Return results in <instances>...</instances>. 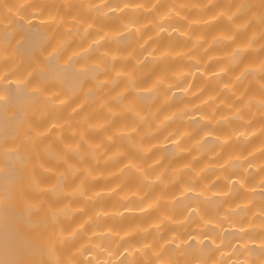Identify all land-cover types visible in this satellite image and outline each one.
<instances>
[{"label":"clouds","instance_id":"9594fccd","mask_svg":"<svg viewBox=\"0 0 264 264\" xmlns=\"http://www.w3.org/2000/svg\"><path fill=\"white\" fill-rule=\"evenodd\" d=\"M257 193L264 0H0V264H264Z\"/></svg>","mask_w":264,"mask_h":264},{"label":"bare ground","instance_id":"6f19581e","mask_svg":"<svg viewBox=\"0 0 264 264\" xmlns=\"http://www.w3.org/2000/svg\"><path fill=\"white\" fill-rule=\"evenodd\" d=\"M20 31L23 34V40L19 47L24 49H31L34 46L38 45L41 42L42 34L35 30L33 27H25L24 22L20 21ZM18 33L17 35H19ZM5 40L9 39L7 33L3 36ZM12 39H15L16 37H11ZM14 93V86L9 85V95L10 97L13 96ZM7 120H10V118H6L5 121V130H7ZM258 196H264V193H257ZM0 243L5 244L8 248L19 251L22 250L24 247V240L20 233L14 231L11 228V222L5 221L3 226H0ZM258 251V250H257Z\"/></svg>","mask_w":264,"mask_h":264}]
</instances>
